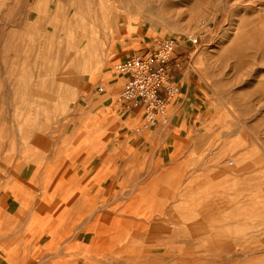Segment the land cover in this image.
<instances>
[{"label":"rangeland","instance_id":"obj_1","mask_svg":"<svg viewBox=\"0 0 264 264\" xmlns=\"http://www.w3.org/2000/svg\"><path fill=\"white\" fill-rule=\"evenodd\" d=\"M8 1L14 15L11 29L21 40L19 46L16 38L8 42L7 74L13 79L10 85L19 82L26 89L3 95L8 97L10 113L33 119V124L23 126L20 142L36 136L38 142H45L41 150L46 156L53 142H81L87 134L82 126L85 119L98 117L99 122L111 115L115 124L100 132L107 147L116 149L120 158L126 151L139 156L146 172L165 171V234L160 238L184 239L176 243L184 246L186 254L200 256L199 264H229L230 259L233 264H264V0H116L120 12L108 13L99 28L108 73H97L89 90L85 83L73 85L75 93L70 97L69 84L61 83L60 75L67 70L66 59L41 58L37 52L50 40L51 52L57 53L60 37L72 47L82 29L71 25L56 29L54 22L58 14L59 20L70 22L82 3ZM146 4L159 10L150 13ZM6 8V1L0 0L1 27ZM169 36L179 39L171 67L182 95L169 108L166 123L137 130L132 124L140 118H132L119 102L125 76L115 72V66ZM192 37L199 39L197 45ZM111 85L115 91L108 96ZM17 101L20 109H12ZM32 103L35 108L30 111ZM2 107L0 102V121ZM15 124L11 116L6 132L16 138L20 132ZM207 190L212 192L211 200L223 202L209 204ZM137 194L131 185L107 200L135 209L140 205L131 199ZM113 195L112 189L108 196ZM211 205L215 216L194 217V207L206 213ZM232 213L238 217L230 218ZM229 225L242 228L231 233ZM169 230L178 233L169 235ZM229 240L234 245L227 251ZM154 243H159L157 238ZM166 245L162 264H186L172 259L177 252L171 249L173 242ZM163 248L151 252L156 256ZM94 252L95 264H115L114 256L104 249Z\"/></svg>","mask_w":264,"mask_h":264},{"label":"bare ground","instance_id":"obj_2","mask_svg":"<svg viewBox=\"0 0 264 264\" xmlns=\"http://www.w3.org/2000/svg\"><path fill=\"white\" fill-rule=\"evenodd\" d=\"M5 1L7 8L3 14L2 27L0 26V35L3 39V42L0 43V79H2L0 81V102L3 106L0 123L8 125L12 116L20 134L16 137L17 139L11 137L19 141L23 126L33 124V119L31 116L20 114L17 111L10 113V105L6 106L8 97L2 93L6 85L15 92H22L26 89L19 82L10 85V81L12 82L13 79H10L7 74L8 68L11 67L8 42H13V38H16V44L19 46L21 37L18 32L14 33L11 29L14 19L13 9L11 3L8 0ZM69 1L72 5L77 3H82V5L78 10H75L68 23L59 20L61 17L58 14V19L56 18L54 22L55 28L78 26L82 29V33L72 40L71 48L67 47L68 42L60 37L57 42L59 45L57 53L51 52L53 50L52 42L47 40L45 46L37 52V57L58 59L59 56H62L66 59L64 69L67 70L60 75L64 79L61 83L69 84L66 86L71 92L67 94L70 97L75 93L73 85L85 83L89 90L91 84L95 82L97 73L103 75L108 73L105 65L109 60L104 58L105 48L99 28L104 26V20L108 13L113 11L119 13L120 11L118 10L119 6L115 5L116 0L109 2L108 0ZM144 7L150 13L159 10V7L150 4H146ZM34 8L39 9V5L35 3ZM59 32L62 33V31ZM12 45L15 44L11 43ZM108 89V96L115 91L114 85L109 86ZM67 96L65 95V97ZM17 103L15 102L12 109L16 107L20 109V102L17 101ZM31 105L28 107L30 111L35 108V103L33 106ZM97 118L84 120L82 126L87 134L83 136L81 142H73V139L71 142H53L52 147L54 148L46 156L41 154L45 142H38L36 136H32L30 142H24L27 157L32 159L35 171L31 181L24 184L23 191L28 193L29 190L36 189L40 193V197L35 199L34 217L42 225L44 234L51 239L47 247L51 245L55 249L59 243L76 233L93 234L95 239L89 249L97 252L104 249L106 254L114 256L115 264H119L121 261H123L122 264H160L159 260L165 259L166 243L173 242L174 246L171 249L174 252L177 250V252L171 254L172 259L177 262H186V264H199L200 256H195L192 253L186 254L182 251L184 246L176 243L177 240L178 243H183L184 239L169 237L165 240L163 238L165 235L162 238L159 237L162 233L165 234V171H153L154 174L146 172L139 156H132L129 151L122 154L123 158H120L121 154L117 157V150H110L107 147L109 145H106L107 142H105L106 137L100 133L102 129L114 125L115 120L108 114L102 116L99 122H97ZM69 126L72 127V125ZM2 136L0 134V139ZM3 137L5 138L6 135ZM46 145H49V142ZM121 163L124 164L123 167ZM230 164H233V161H228V165ZM131 185L138 189V194L131 199L140 205L137 208L115 204V200H107L113 198L117 193L121 194L123 188ZM176 185L174 184L172 187ZM112 189L114 195L108 196ZM204 193L209 194V199H206L209 204L223 202L211 200L212 192L208 190ZM212 205L205 208L206 213H202V209L194 207L192 210L194 217L211 218L212 209L214 210ZM229 217L235 218L238 217V214L232 213ZM229 227H231V233H237L242 228L241 225H229ZM167 233L174 236L178 230H169ZM156 238L159 243H154ZM55 242L58 243L57 246H54ZM232 242V240L228 241L230 244H226L227 249L222 244L220 247L229 251V248H233ZM71 246L78 248L80 245L76 243ZM154 247H164V251L154 256L151 252ZM230 260L229 264H233V260Z\"/></svg>","mask_w":264,"mask_h":264},{"label":"crops","instance_id":"obj_3","mask_svg":"<svg viewBox=\"0 0 264 264\" xmlns=\"http://www.w3.org/2000/svg\"><path fill=\"white\" fill-rule=\"evenodd\" d=\"M6 86L2 93L11 91ZM2 130L1 136L6 137L0 139V264H95L97 256L89 249L93 234L76 233L59 244L55 242L54 246L59 245L55 249L47 247L51 239L34 217L35 199L40 193L36 189L23 191L35 166L27 157L26 144L6 132L9 124H2ZM76 243L80 246L73 248Z\"/></svg>","mask_w":264,"mask_h":264},{"label":"built area","instance_id":"obj_4","mask_svg":"<svg viewBox=\"0 0 264 264\" xmlns=\"http://www.w3.org/2000/svg\"><path fill=\"white\" fill-rule=\"evenodd\" d=\"M193 45L199 39L192 37ZM179 39L169 36L154 41L142 54L119 62L115 72L125 76V82L119 95V102L132 118L139 117L132 127L137 130L152 129L168 121L169 108L178 100L182 92L181 85L174 78L171 62ZM179 66V62L176 64ZM102 87L99 92H103Z\"/></svg>","mask_w":264,"mask_h":264}]
</instances>
